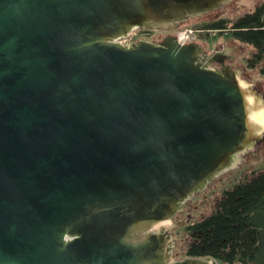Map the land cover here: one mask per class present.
<instances>
[{
  "label": "water",
  "instance_id": "95a60500",
  "mask_svg": "<svg viewBox=\"0 0 264 264\" xmlns=\"http://www.w3.org/2000/svg\"><path fill=\"white\" fill-rule=\"evenodd\" d=\"M234 1L0 0V264H218L167 230L261 149L263 82L230 42L120 41Z\"/></svg>",
  "mask_w": 264,
  "mask_h": 264
},
{
  "label": "trees",
  "instance_id": "16d2710c",
  "mask_svg": "<svg viewBox=\"0 0 264 264\" xmlns=\"http://www.w3.org/2000/svg\"><path fill=\"white\" fill-rule=\"evenodd\" d=\"M205 29L229 32L234 41L252 48L246 68L264 75V0L236 20L221 19ZM186 230L188 258L264 264V169L224 191L213 213Z\"/></svg>",
  "mask_w": 264,
  "mask_h": 264
},
{
  "label": "rangeland",
  "instance_id": "374dc122",
  "mask_svg": "<svg viewBox=\"0 0 264 264\" xmlns=\"http://www.w3.org/2000/svg\"><path fill=\"white\" fill-rule=\"evenodd\" d=\"M262 0H238L234 1L235 7L237 10H232L231 7L225 8V11L222 13H215L211 17H203L197 20H194L190 23H183L179 29H192V30H206L205 26L210 25L214 22H218L221 19L226 20H236L238 17L252 12L253 9L261 2ZM151 34L153 36L175 34L177 28H172L168 30H152ZM201 46H205L203 49L205 52L209 53L210 51L216 50L218 45L223 44L224 42H230L236 45H239L243 48L241 54H237V58H234L233 62L230 63L232 68H236L237 64L244 67V75L246 72L249 73V80L251 82H263L264 85V75H261L258 69H248L246 68V61L252 53V48L246 45H242L231 38L229 32L224 33H201L198 34L197 41ZM261 92L264 95V87L261 89ZM259 151L254 153V157L249 158L247 163L241 164V167L234 168L226 173V176L215 178L214 184L206 188V191L197 196L196 194L192 197L191 202L185 205L184 213H178L173 221L175 223H180L181 225L175 229L167 230L168 234H172V240L175 241V246L173 249V255L178 253L175 261H179L187 258L185 256V251L189 243V236L187 233V227L202 221L209 215L213 213L216 209V206L219 200L222 198L224 191L231 189L234 185L242 182L245 178H248L251 173L254 171H259L264 169V142L259 146ZM220 264V263H218Z\"/></svg>",
  "mask_w": 264,
  "mask_h": 264
},
{
  "label": "built area",
  "instance_id": "2783aa9c",
  "mask_svg": "<svg viewBox=\"0 0 264 264\" xmlns=\"http://www.w3.org/2000/svg\"><path fill=\"white\" fill-rule=\"evenodd\" d=\"M152 31L146 29H137L130 32L124 39L120 41L122 45L134 43L136 40L141 38L150 37ZM201 33H219V31L212 30H192L188 28L178 29L175 32L176 38L175 41L179 44V42L183 39L180 46L185 45L191 41H197L198 34Z\"/></svg>",
  "mask_w": 264,
  "mask_h": 264
},
{
  "label": "flooded vegetation",
  "instance_id": "af4514ba",
  "mask_svg": "<svg viewBox=\"0 0 264 264\" xmlns=\"http://www.w3.org/2000/svg\"><path fill=\"white\" fill-rule=\"evenodd\" d=\"M165 38V36H162V35H160V36H153V35H151L150 37H147V38H141V39H138V40H136L135 42H137V41H139V40H146V41H148V42H152V43H156V44H159V43H161L162 41H163V39ZM216 52H218V51H216V50H213L211 53H208L209 55L210 54H213V53H216ZM219 53V52H218ZM221 56H219V57H217L218 59H223V58H226L225 60H224V64L225 65H229V66H231V64H230V57H229V55H227V54H225L224 52H222L221 54H220ZM223 56V57H222ZM213 67L214 68H219L220 67V65L218 64V63H215V65H213Z\"/></svg>",
  "mask_w": 264,
  "mask_h": 264
}]
</instances>
